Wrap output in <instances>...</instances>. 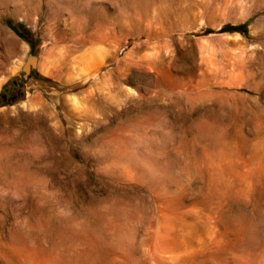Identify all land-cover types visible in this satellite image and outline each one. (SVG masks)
Here are the masks:
<instances>
[{
  "label": "rangeland",
  "instance_id": "rangeland-1",
  "mask_svg": "<svg viewBox=\"0 0 264 264\" xmlns=\"http://www.w3.org/2000/svg\"><path fill=\"white\" fill-rule=\"evenodd\" d=\"M84 50L100 55L81 80ZM263 173L264 0H0V264H151L168 200L192 264H241L192 227L244 218L264 248Z\"/></svg>",
  "mask_w": 264,
  "mask_h": 264
},
{
  "label": "bare ground",
  "instance_id": "bare-ground-1",
  "mask_svg": "<svg viewBox=\"0 0 264 264\" xmlns=\"http://www.w3.org/2000/svg\"><path fill=\"white\" fill-rule=\"evenodd\" d=\"M100 37V36H99ZM100 39V38H99ZM85 51V50H84ZM86 52V51H85ZM90 53H88V51L86 53H84L79 59H78V62L80 64V66L78 65L79 67V78L82 80L84 78H86V76L90 75L91 74V69L94 68V64H93V67L92 65L91 66H88V64H90V59L92 57H94V55L97 53V50H92V51H89ZM100 55V53L98 52L97 55ZM105 55V54H104ZM97 58H99L97 56ZM105 59V58H104ZM94 60V58L92 59ZM97 60V59H95ZM100 60V59H99ZM48 61V60H47ZM89 61V62H88ZM101 61V60H100ZM103 61V59H102ZM99 62L100 63H102ZM49 62V61H48ZM77 62V64H78ZM96 63V62H95ZM107 63V62H106ZM47 65V64H46ZM77 67V68H78ZM91 67V68H90ZM99 67V66H98ZM207 67V66H206ZM46 68V67H45ZM49 68V66H48ZM48 68H46L47 70L44 69L43 67V70H45V73H48L50 74V70H48ZM226 69V68H225ZM224 69V70H225ZM223 71V70H222ZM225 72V71H224ZM226 73V72H225ZM216 74V73H215ZM54 75V74H53ZM89 77V76H88ZM232 78V76H231ZM236 84H238L236 82ZM75 100V99H74ZM76 102V101H75ZM75 104V103H74ZM214 132V131H213ZM224 139V138H223ZM226 139V138H225ZM220 140V139H219ZM227 140V139H226ZM213 141V140H211ZM225 141V140H224ZM235 141V140H234ZM236 143V142H235ZM239 143V142H238ZM248 143V142H247ZM245 144V143H244ZM215 145V144H214ZM228 145V144H227ZM209 146V145H208ZM229 146V145H228ZM214 147V146H213ZM242 147V146H241ZM257 147V146H256ZM206 148V147H205ZM210 148V147H209ZM254 149V148H253ZM259 149V148H258ZM225 150V149H224ZM223 150V151H224ZM216 151V150H215ZM236 151V150H235ZM255 151V150H254ZM220 152V151H219ZM241 152V151H240ZM215 153V152H213ZM217 154V153H215ZM215 154H213L212 156L215 157ZM261 154V153H260ZM257 152H254V153H250L247 161H245L244 165L245 166H253L255 165L256 163L258 164V161L261 160V155ZM229 155V154H228ZM232 155V154H231ZM234 155V154H233ZM247 155V156H248ZM218 156V155H217ZM235 156V155H234ZM228 157V156H227ZM232 158V157H231ZM247 158V157H246ZM244 157V159H246ZM205 159V158H203ZM211 159V158H210ZM209 160V159H208ZM221 160H223L221 158ZM234 159H232L231 161H233ZM205 161V160H204ZM224 161V160H223ZM237 161V160H236ZM241 161V159H240ZM197 162V161H196ZM214 162V161H213ZM217 162V161H216ZM219 162V161H218ZM221 162V161H220ZM218 163L219 165L221 163ZM226 163V161H224ZM230 162V161H229ZM235 162V161H234ZM239 162V160H238ZM240 163V162H239ZM211 164V163H210ZM224 164V163H223ZM234 164H238V163H234ZM233 165H225L224 166V169L223 167L220 165L221 170H224L223 172L230 177L229 179H232V180H236V179H240L239 177V174L236 173V168H234ZM259 165H260V162H259ZM206 166V165H205ZM212 166V165H211ZM243 166V165H242ZM216 168V166H214ZM198 168V167H197ZM204 168V167H203ZM207 168V166H206ZM210 168V167H208ZM219 170V168H217ZM261 169L262 167L260 166L258 170V172L260 171L261 172ZM204 170V169H203ZM202 170V171H203ZM238 170V169H237ZM201 171V170H200ZM211 171V170H210ZM252 171V170H251ZM217 172V171H215ZM239 172V171H238ZM259 172V173H260ZM221 172L219 171V174ZM245 173V172H244ZM247 173V172H246ZM224 174V175H226ZM241 174V173H240ZM249 174H250V171H249ZM252 174V173H251ZM131 175V174H130ZM210 175V174H209ZM213 175V174H212ZM222 175V174H221ZM226 175V176H227ZM247 175V174H246ZM256 175V174H255ZM264 175V173H263ZM226 176H224V178H226ZM215 177L218 178V176L215 175ZM242 177V176H241ZM135 178V177H134ZM222 178V177H221ZM243 178V177H242ZM249 178V177H248ZM227 179V178H226ZM244 179V178H243ZM253 179V178H252ZM132 180V179H131ZM251 180V179H250ZM135 181V180H134ZM230 181V180H229ZM261 181V180H260ZM223 182V181H222ZM220 182V185L221 183ZM228 182V181H227ZM247 182V181H246ZM219 184V183H218ZM217 184V185H218ZM230 184V183H229ZM212 185V184H211ZM232 185V184H231ZM246 185V184H245ZM152 186V184H151ZM160 186V185H159ZM222 186V185H221ZM262 186V185H261ZM203 188V187H202ZM215 188V187H214ZM226 188V187H225ZM230 188V186H229ZM238 188V187H237ZM219 189V188H218ZM224 191V187L222 188ZM247 189H248V186H247ZM226 190H229V189H226ZM249 190V189H248ZM252 190V189H251ZM216 191V190H215ZM220 191V190H219ZM223 191V192H224ZM233 191V190H232ZM154 192V191H153ZM230 193V191H228ZM227 192V193H228ZM262 192V191H261ZM256 193H257V190H256ZM165 194V193H164ZM206 195V194H205ZM228 195V194H227ZM214 196V195H213ZM235 196V194H234ZM168 197V196H167ZM204 197V196H203ZM209 198V197H208ZM207 198V199H208ZM229 198V197H228ZM233 198V197H232ZM168 199V198H167ZM205 199V198H203ZM264 199V198H263ZM165 201V200H164ZM169 201V200H168ZM167 201V206L166 208L164 207L165 205H163V207L165 208L164 211L162 209V206L160 209H162L163 211V215L164 217L163 218V222L160 223L162 224L161 225V228L159 231H155L153 232L154 229H152V234H150V243H152V248L149 250V253L150 254V260H151V264H192L193 260L196 259L195 257H197V250L192 252H188L187 251V248L189 246H186V238H182L183 236L180 235V228L183 226V218H181L180 215L177 213L176 214V207H174V205H172L171 202L168 203ZM264 202V201H263ZM166 203V202H165ZM175 203V201H174ZM212 203V202H210ZM213 204V203H212ZM199 205V204H198ZM210 205V204H209ZM207 207V206H206ZM263 209V208H262ZM106 210V209H105ZM124 210V209H123ZM262 211V210H261ZM165 212V214H164ZM184 212V211H183ZM192 212V211H190ZM198 212V211H197ZM180 213V212H179ZM220 213V212H219ZM218 213V215H219ZM187 214V213H186ZM196 214V213H194ZM198 214V213H197ZM105 215V214H104ZM162 215V213H161ZM162 215V216H163ZM188 215V214H187ZM217 215V216H218ZM126 216V215H125ZM192 216V214H191ZM190 216V217H191ZM194 216V215H193ZM137 217V216H136ZM185 217V216H184ZM189 218V216H188ZM217 218V217H216ZM235 218V217H234ZM115 219V218H114ZM191 219V218H190ZM215 219V218H214ZM147 220V219H146ZM154 220V219H153ZM188 220V219H187ZM195 220V219H194ZM209 220V219H208ZM216 220V219H215ZM235 221H225L222 214L219 216V220H217L216 222H214L213 224H204V225H201L200 223V227L199 226H193L192 227V230L194 232L197 233V231L203 233V236L202 238L204 239V242H203V249L204 251H201L202 253H206V255L208 254L209 256H215L217 258H219L218 256L222 255L223 253L225 252H234L235 254L237 253L239 255V260L241 262V264H261V263H264V248H257V249H252V248H246L245 245L248 244L246 243V239L249 237L248 236V223L247 221L244 219V218H236L234 219ZM72 221V220H71ZM202 221V220H201ZM214 221V220H213ZM251 221V220H250ZM93 222V221H92ZM254 221H252L253 223ZM52 223V222H51ZM76 223V221H75ZM107 223V222H106ZM118 223V222H117ZM127 223V222H126ZM147 223V222H146ZM150 223V222H149ZM194 223V222H193ZM197 223V222H196ZM195 223V224H196ZM250 223V222H249ZM50 224V223H49ZM81 224V223H80ZM193 224V225H195ZM53 225V224H52ZM74 225V224H73ZM86 225V224H85ZM94 225V224H93ZM123 225V224H121ZM120 225V226H121ZM190 225V224H189ZM264 225V224H263ZM70 226V225H69ZM81 226V225H80ZM119 226V225H118ZM119 226V227H120ZM151 226V225H150ZM160 226V225H159ZM252 226V225H251ZM51 227V226H50ZM62 227V226H61ZM88 227V225L86 226ZM91 227V226H90ZM104 227V226H103ZM153 227V226H152ZM184 227V226H183ZM182 227V228H183ZM262 227V226H261ZM92 228V227H91ZM90 228V229H91ZM146 228V227H145ZM154 228V227H153ZM181 228V229H182ZM92 230V229H91ZM143 230V229H141ZM250 230V229H249ZM255 230V229H254ZM138 231V230H137ZM90 232V231H88ZM94 232V231H93ZM98 232V231H97ZM135 232V231H134ZM151 232V231H150ZM188 232V230H187ZM190 232V231H189ZM250 232V231H249ZM53 233V232H52ZM184 233V232H183ZM251 233V232H250ZM89 234V233H88ZM88 234H86L88 236ZM195 234V233H194ZM264 234V233H263ZM127 235V234H126ZM186 235V233H185ZM202 235V234H201ZM252 235V234H251ZM250 235V236H251ZM182 236V237H181ZM189 236V235H188ZM187 236V237H188ZM254 236V235H253ZM89 237V236H88ZM93 237V236H92ZM261 237V236H260ZM44 238V237H43ZM78 238V237H77ZM80 238V237H79ZM201 238V237H200ZM88 239V238H87ZM131 239V238H130ZM188 239V238H187ZM193 239V238H192ZM250 239V238H249ZM89 240V239H88ZM44 241V240H43ZM60 241V240H59ZM58 241V242H59ZM71 241V240H70ZM96 241V240H95ZM117 241V240H116ZM145 241V240H144ZM149 241V240H148ZM47 242V241H46ZM77 242V241H76ZM84 242V240H83ZM94 242V241H93ZM92 242V243H93ZM33 243V242H32ZM75 243V242H74ZM95 243V242H94ZM97 243V241H96ZM121 243V242H120ZM144 243V242H143ZM142 243V244H143ZM196 243V242H195ZM19 243H17V246H18ZM73 244V243H72ZM71 244V245H72ZM80 244V243H79ZM83 244L82 247H81V250H80V253L83 254L85 257H86V260L87 261H90L92 260V258L94 257V253H93V247L92 245L89 243V242H84V243H81ZM109 244V243H108ZM123 244V243H122ZM125 244V243H124ZM147 244V243H146ZM201 244V243H199ZM254 244V243H253ZM256 244V243H255ZM262 244V242H261ZM13 245V244H12ZM136 245V244H135ZM250 245V244H249ZM257 245V244H256ZM260 245V244H259ZM31 246V245H30ZM40 246V245H39ZM125 246V245H124ZM132 246V245H131ZM141 246V245H140ZM14 247V246H13ZM12 247V248H13ZM21 247V246H20ZM37 247V246H36ZM58 247V246H57ZM123 247V246H122ZM133 247V246H132ZM144 247H145V244H144ZM151 247V246H150ZM187 247V248H186ZM249 247V246H248ZM47 248V247H46ZM56 248V247H55ZM96 248V245L95 247ZM135 248V247H134ZM139 248V247H138ZM202 248V247H201ZM122 249V248H121ZM131 249V247H130ZM149 249V248H148ZM29 250V249H28ZM75 250V248H74ZM37 251V250H36ZM122 251V250H121ZM128 251V250H127ZM12 252V251H11ZM15 252V251H14ZM19 252H20V249H19ZM22 253H20L17 258L19 259V261H23L22 263L24 264H63L62 262H64V260H59V259H53L52 257H47V256H43L42 254L38 253V252H33V250L30 252V251H27L26 252H23L21 251ZM96 252V251H95ZM45 253V252H44ZM43 253V254H44ZM73 253V252H72ZM128 253V252H126ZM203 253V254H204ZM233 253V254H234ZM17 254V253H16ZM124 254V253H123ZM140 254V253H139ZM15 255V254H14ZM51 255V253H50ZM54 255V254H53ZM59 255V254H58ZM56 255V256H58ZM100 255V254H99ZM129 255V254H128ZM132 255V254H131ZM200 255V254H199ZM198 255V256H199ZM202 255V254H201ZM13 256V255H12ZM49 256V255H48ZM101 256V255H100ZM224 256V254H223ZM109 257V256H108ZM142 257V256H141ZM148 257V255H147ZM8 258V257H7ZM58 258V257H57ZM133 258V256H132ZM136 258V257H135ZM13 259V258H12ZM62 259V258H61ZM134 259V258H133ZM198 259V258H197ZM215 259V258H214ZM237 259V258H236ZM263 259V261H262ZM66 260V259H65ZM94 260V259H93ZM98 260V259H97ZM101 260V259H100ZM136 260V259H135ZM221 260V259H220ZM4 261V260H3ZM9 261V260H8ZM81 261V260H80ZM79 261V262H80ZM104 261V260H103ZM115 261V260H114ZM117 261V260H116ZM149 261V260H148ZM96 262V261H94ZM98 262V261H97ZM201 262V261H200ZM8 263V262H7ZM6 263V264H7ZM81 263V262H80ZM116 263V262H115ZM130 263V262H128ZM140 263V261H139ZM138 263V264H139ZM145 263V262H144ZM206 263V262H205ZM218 263V262H217ZM15 264V263H14ZM76 264V263H75ZM95 264V263H94ZM97 264V263H96ZM202 264V263H201ZM208 264V262H207Z\"/></svg>",
  "mask_w": 264,
  "mask_h": 264
},
{
  "label": "water",
  "instance_id": "water-1",
  "mask_svg": "<svg viewBox=\"0 0 264 264\" xmlns=\"http://www.w3.org/2000/svg\"><path fill=\"white\" fill-rule=\"evenodd\" d=\"M35 67H36V57L33 54H30L27 56L23 66H22V72H23L22 78L27 79L31 70Z\"/></svg>",
  "mask_w": 264,
  "mask_h": 264
},
{
  "label": "clouds",
  "instance_id": "clouds-1",
  "mask_svg": "<svg viewBox=\"0 0 264 264\" xmlns=\"http://www.w3.org/2000/svg\"><path fill=\"white\" fill-rule=\"evenodd\" d=\"M124 135L128 136V137H132L133 139H135V137L133 136V133L132 132H128V133H125ZM109 144H113L114 142L113 141H108ZM120 145L123 144V141H120L119 142ZM74 156V155H73ZM75 159H79L78 156L74 157ZM3 190H0V192H2ZM4 195H7L8 193L7 192H3Z\"/></svg>",
  "mask_w": 264,
  "mask_h": 264
},
{
  "label": "trees",
  "instance_id": "trees-1",
  "mask_svg": "<svg viewBox=\"0 0 264 264\" xmlns=\"http://www.w3.org/2000/svg\"><path fill=\"white\" fill-rule=\"evenodd\" d=\"M229 29H237V28L236 27H234V28L232 27V28H229Z\"/></svg>",
  "mask_w": 264,
  "mask_h": 264
}]
</instances>
